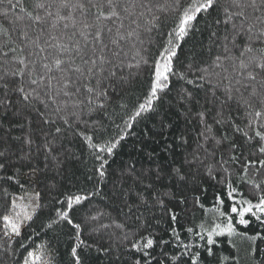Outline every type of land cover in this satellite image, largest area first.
<instances>
[{
  "label": "snow or ice",
  "instance_id": "obj_1",
  "mask_svg": "<svg viewBox=\"0 0 264 264\" xmlns=\"http://www.w3.org/2000/svg\"><path fill=\"white\" fill-rule=\"evenodd\" d=\"M7 4L8 9L19 8L21 14L11 19V25L19 32L16 39L12 31L0 23L3 38L0 40V128L9 117H22L31 128V116L35 113L38 118L35 129L43 135L42 148L49 155L60 150L61 138L69 130L82 136L98 161L95 168L100 178L98 183L108 175L107 156L113 155L126 133L114 141L93 142V136L87 135L88 122L83 117L106 109L109 88H122L130 78L139 77L145 71L149 75L147 94L129 114L125 128H131L144 114L158 111L163 95L171 90L173 77L186 80L188 84L206 80L208 69H200L202 74L191 80L186 73L176 70L175 61L181 43L195 30L198 17L210 11L223 12L224 19L215 20L216 24L225 25L220 37L222 52L216 55L212 66L225 72L231 68L224 78L228 81L222 91L224 99L211 116V124L207 108L193 114L203 125L204 142L198 143L180 166L167 172L163 167L155 171L147 169L136 175V181L145 185L149 196L138 194L139 204L134 207L157 208L160 217L155 222H164L168 228L158 234L148 221L137 216L135 219L140 223L131 229L130 235L124 233V249L130 254L128 264H206L209 258L216 264H241L242 260L245 264H264V0H224V3L221 0H188L187 3L183 0H32L31 10L22 6L23 0L15 3L7 0ZM8 9L0 12L4 20L10 17ZM168 20L173 26L165 33L167 42L149 60L145 55L144 37L154 31L158 33ZM211 35L216 37L217 33L213 31ZM148 43H152L151 39ZM129 55L131 62L126 59ZM223 83L220 79L213 86L212 95L217 100L216 93ZM177 96L188 105L197 103L187 88L178 91ZM232 104L237 110H243L247 120L244 128L231 119ZM80 124L85 125L84 131L77 130ZM214 126L230 129L231 134H217ZM161 127H165L163 121ZM236 133L240 134L239 141ZM8 136L9 139L0 137V173L6 172L13 140H20L30 150L36 139L31 131L22 139L11 137L10 132ZM179 139L181 144L188 143L183 135ZM218 150L221 155L216 164L204 166L207 177L221 189L209 209L211 222L186 228L192 240L185 243L180 230L174 226L183 218L182 206L189 199L184 189L193 194L194 205L204 207L200 195L207 189L203 187L199 169L208 156L215 159ZM29 156L30 151L21 159ZM130 171L135 173L136 170ZM236 175L251 189L248 196L234 185ZM167 177L179 186L175 191L171 190L172 186L155 187L154 181ZM5 178L14 179L0 175V179ZM146 180L149 182L145 184ZM89 199L85 194L64 195V199L57 200L61 207L55 209V218L47 224V228L52 229L54 225L66 223L76 231V243L70 249L74 264H82L78 249L87 245L80 239L81 224L74 222L73 215L75 208ZM39 200L38 192L28 204H17L13 200L11 212L0 216V231L6 243H18L27 252L22 264H51L45 259V245L28 251L23 242L27 239L23 229L42 207ZM165 235L169 238L165 239ZM13 237L23 238L13 240ZM235 238L246 242L243 255L234 243ZM225 242L235 251L221 256ZM4 250L8 252L7 248ZM123 255L124 252L119 253L117 259ZM12 256H15L14 251Z\"/></svg>",
  "mask_w": 264,
  "mask_h": 264
},
{
  "label": "trees",
  "instance_id": "obj_2",
  "mask_svg": "<svg viewBox=\"0 0 264 264\" xmlns=\"http://www.w3.org/2000/svg\"><path fill=\"white\" fill-rule=\"evenodd\" d=\"M16 0H13L15 3ZM187 3L188 0H183ZM224 3V0H221ZM32 0H23L22 6L31 10ZM8 9L7 0L0 3V12ZM10 17L4 20L0 16V23L9 28L13 33V39L19 35L18 29L11 25V19L14 15H20L19 8L8 9ZM224 19L221 10L203 13L195 22V30L181 43L178 56L175 61V68L178 72H184L187 79L196 80V77L202 73L200 69H208L207 79L198 80L195 84H188L186 80L172 78L171 90L163 95V104L158 106L157 112L144 114L141 118L132 124L131 128H125V121L139 103L143 102L148 88L149 75L142 72L139 77L130 78L122 88H109L110 99L104 111H98L91 116H84L87 120V135L93 136V142L103 143L107 140H116L119 135L126 133V138L121 140L114 149L113 155L107 156L109 160L108 175L102 183H98L100 178L95 173L98 161L92 155V149L87 145V141L82 136L75 135L69 130L60 143L62 147L58 152L49 155L43 148V135L36 132L35 124L38 120L35 113L31 120L33 127H29L22 117H9L3 121V128H0V137L9 139L11 137L24 138L28 132L36 134L35 143L29 150L23 146L20 140H13V152L5 173L0 175L13 176V180L0 179V216L11 212L12 201L15 198L29 193H39V203L42 207L36 212L32 221L28 222L23 229V236L27 237L23 242L28 251H35L41 245L46 246L47 255L50 257L51 264H74L70 249L75 246L76 231L66 223L54 225L52 229L47 228V224L55 218V209L61 205L57 200L64 199L66 194H85L90 199L83 205L77 206L74 211L73 220L81 224L79 233L80 239L84 241L87 247L78 249L81 255L82 264H128L130 254L125 252L123 236L124 233L131 234V229L140 223L135 217L140 216L141 220L150 223L151 228L158 234H163L162 229L168 228L164 222L157 224L160 212L153 207L147 209L143 206L136 208L139 204L138 194L142 193L145 198L149 194L145 191V185L136 181V175L147 169L155 171L158 167H163L167 172L172 167H178L184 161V157L192 153L198 143H203L204 138L201 135L204 128L194 118L193 114L197 110L207 108L210 112L208 122L212 123L211 116L216 113L220 107V101L224 99L222 91L227 85L228 72L216 68L213 65L216 55L221 54V40L225 25L216 24L215 20ZM171 20L166 21L158 30L151 34H146L144 48L146 49V58L151 60L155 57L161 45L166 44L167 37L165 33L172 27ZM215 31L216 37L211 34ZM3 38L0 37V40ZM151 39L152 43H148ZM19 42V41H17ZM131 62V55L126 58ZM212 66V67H210ZM191 69V70H189ZM125 69V72H128ZM135 71V70H131ZM223 79L224 83L220 85V91L216 93L219 100L212 95L213 86ZM211 83H210V82ZM187 88L191 91L197 103L188 105L177 96V92ZM125 105L126 107H121ZM191 109V110H189ZM187 114V118H186ZM228 115V109L225 110ZM231 119L235 124L244 128L247 123L242 109L237 110L234 104L231 105ZM165 127H161V122ZM99 125V127H97ZM119 125V128L116 126ZM217 134L227 132L231 134L230 129H221L214 126ZM78 131H84L85 125L80 124ZM123 130V132H121ZM246 130V129H245ZM183 135L188 143L181 144L180 136ZM237 141L240 140V134H235ZM170 151H166L169 149ZM30 151L28 159H21L25 153ZM106 155V154H105ZM201 155H203L201 153ZM221 152L218 150L216 158L208 156L204 164L200 166L203 187L207 189L200 195V203H192V193L186 188L184 194L189 197L186 204L182 207V219L176 225L181 232V239L185 243L192 240V237L186 233V228H196L201 223H210L212 214L209 209L214 206L215 194L220 191V187L215 181L207 177L204 170L205 165H214L219 159ZM47 156V159L45 158ZM226 156V154H225ZM135 168V173L131 169ZM35 169V171H33ZM18 181V182H17ZM149 181H145V184ZM233 183L245 196H248L251 189L240 182V176L233 177ZM155 187L172 186L173 191L178 185L171 177L164 178L155 182ZM55 186V187H53ZM93 193H95L93 195ZM129 207L132 211L129 212ZM96 217V219H92ZM123 226V227H120ZM2 229V221H0ZM23 238V237H22ZM22 238H15L18 240ZM168 239V235L164 236ZM234 243L244 254L246 242L240 238H235ZM5 248L8 252H5ZM110 249V250H109ZM14 251L15 256H12ZM231 249L225 242L221 256L229 255ZM124 255L117 259L119 253ZM27 254L25 248L19 247L18 243L7 244L3 232L0 231V264H22V257ZM206 264H216L212 258ZM241 264H245L242 260Z\"/></svg>",
  "mask_w": 264,
  "mask_h": 264
},
{
  "label": "rangeland",
  "instance_id": "obj_3",
  "mask_svg": "<svg viewBox=\"0 0 264 264\" xmlns=\"http://www.w3.org/2000/svg\"><path fill=\"white\" fill-rule=\"evenodd\" d=\"M34 195H35V193H29V194H26L24 196H20V197L15 198V201L17 204H28L30 202L31 197ZM21 198H23V199H21ZM45 259L50 260V257L45 256Z\"/></svg>",
  "mask_w": 264,
  "mask_h": 264
}]
</instances>
